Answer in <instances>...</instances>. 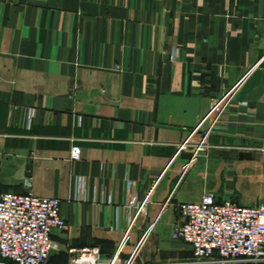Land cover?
I'll return each mask as SVG.
<instances>
[{
    "label": "crops",
    "instance_id": "crops-1",
    "mask_svg": "<svg viewBox=\"0 0 264 264\" xmlns=\"http://www.w3.org/2000/svg\"><path fill=\"white\" fill-rule=\"evenodd\" d=\"M244 77L183 174L181 144ZM154 185L139 264H195L179 203H264V0H0V192L60 201L49 264L113 255Z\"/></svg>",
    "mask_w": 264,
    "mask_h": 264
},
{
    "label": "built area",
    "instance_id": "built-area-1",
    "mask_svg": "<svg viewBox=\"0 0 264 264\" xmlns=\"http://www.w3.org/2000/svg\"><path fill=\"white\" fill-rule=\"evenodd\" d=\"M244 79L212 106L207 116L181 144L180 152L193 149V157L184 166L183 174L209 146L210 135L223 121L224 112ZM71 159H81L79 146L72 148ZM155 186L136 209L113 255L104 257L99 247L85 248L75 251L69 264H139L142 241L128 252L130 233L145 213ZM169 203L170 200L161 214ZM60 207L61 203L56 198L0 192V264H49L55 248L53 232L66 227ZM177 210L182 222L175 228L173 239L192 247L195 264L264 262V203L252 206L232 201L219 203L214 195L207 194L200 202L179 203Z\"/></svg>",
    "mask_w": 264,
    "mask_h": 264
}]
</instances>
